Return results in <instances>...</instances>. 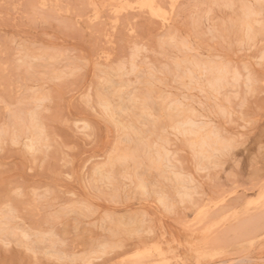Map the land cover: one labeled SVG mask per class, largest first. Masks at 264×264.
<instances>
[{"label":"rangeland","instance_id":"rangeland-1","mask_svg":"<svg viewBox=\"0 0 264 264\" xmlns=\"http://www.w3.org/2000/svg\"><path fill=\"white\" fill-rule=\"evenodd\" d=\"M0 260L264 264V0H0Z\"/></svg>","mask_w":264,"mask_h":264},{"label":"snow or ice","instance_id":"snow-or-ice-1","mask_svg":"<svg viewBox=\"0 0 264 264\" xmlns=\"http://www.w3.org/2000/svg\"><path fill=\"white\" fill-rule=\"evenodd\" d=\"M152 7L155 9V5H152ZM174 7V6H173ZM154 16H157L159 19H164L165 23H167V16H168V13L163 11L162 9L158 12H154L153 13ZM5 248L8 247L7 243L5 242L4 245H3ZM0 264H9L8 261L6 260H0Z\"/></svg>","mask_w":264,"mask_h":264}]
</instances>
